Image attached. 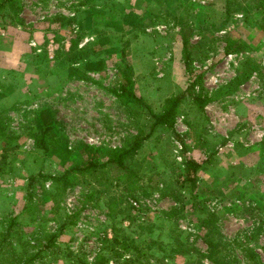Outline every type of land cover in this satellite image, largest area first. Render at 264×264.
Listing matches in <instances>:
<instances>
[{
    "label": "rangeland",
    "instance_id": "1",
    "mask_svg": "<svg viewBox=\"0 0 264 264\" xmlns=\"http://www.w3.org/2000/svg\"><path fill=\"white\" fill-rule=\"evenodd\" d=\"M259 2L4 5L0 145L16 148L0 175V232L6 217L18 216L22 239L10 256L13 264H126L137 254L121 246L122 235L146 248L139 262L128 264H217L219 255L231 264H264ZM120 13L132 17L128 21ZM60 16L72 20L61 25ZM73 42L77 48L95 45L90 52L97 59L72 58ZM71 67L87 78L71 74ZM124 86L141 104L115 94ZM196 95L209 100L196 101ZM174 96L182 100L172 126L153 125L152 115ZM140 133L148 136L134 153L133 171L108 162L97 172L104 177L99 182L64 186L53 179L89 156L76 149L80 143L93 147L102 163L110 150L128 146ZM188 159L205 165L191 192ZM114 236L118 244L111 250Z\"/></svg>",
    "mask_w": 264,
    "mask_h": 264
},
{
    "label": "trees",
    "instance_id": "2",
    "mask_svg": "<svg viewBox=\"0 0 264 264\" xmlns=\"http://www.w3.org/2000/svg\"><path fill=\"white\" fill-rule=\"evenodd\" d=\"M11 0H0V12L3 10L4 5ZM260 5L264 3V0H260ZM230 10H226V15L229 16ZM120 17H122L125 20H130L132 17V13L124 14L120 13ZM60 21L61 25H66L70 23L72 19L65 18L63 16H60L56 18ZM186 43V42H184ZM93 44H87L86 46H83L81 48H77L76 42L71 43V46L69 48V53H72V58H75L77 61H81L86 57V60H88L91 56V58H96V54L90 52V48H92ZM185 46L186 51V57L189 58L191 56V49L190 46ZM95 47V45L93 46ZM114 49V47L112 48ZM122 48L120 47V50ZM93 56V57H92ZM94 59V60H95ZM91 60V59H90ZM72 73L80 78H87L84 73L78 69H75L74 67H71ZM81 71V72H80ZM124 76H127V74H124ZM115 94L118 97H121L123 99L124 96H129L134 101H137V103H140V99L133 95L132 93H128L126 90V87H121L119 90H114ZM194 99L199 102H206L209 99L201 96H195ZM182 98L180 96H174L169 98L166 101V105L164 109L158 113H154L152 115L153 117V125L156 124H167L168 126H172L173 123V116L175 114V110L177 109L178 105L180 104ZM140 133L139 136H135L130 144L128 146H125L123 148L119 149H113L109 151V158L106 159L104 162L100 163L97 161L96 153L93 147L88 146L85 143H80L77 148L86 149L89 153V156L87 158H84L82 160L81 156L77 151L72 153L69 151L75 158H79L82 160L81 163H77L71 168L66 169L63 173L56 175L53 179L56 183H62L64 186H68L70 184H75L81 182L82 184H89L91 180H94L95 182H99L101 178L104 179L103 175H101V178H98L97 172L101 169L100 167L108 162H115L119 167L126 170H132V164H133V157L136 149L140 146L141 141L145 139L148 135ZM16 146L7 144V145H0V175L5 173L4 171V163L7 159L8 153L12 150H14ZM75 149V150H76ZM94 151V152H92ZM130 158V162L127 164L126 159ZM82 164V165H81ZM205 168V165L202 163H199L197 161H194L193 159H188L186 162V180L188 181V190L191 192L195 185H196V173L198 170ZM2 231L0 232V264H13L12 263V257L15 256L16 252V246L18 242L22 239V235L20 232V223L18 220V216H11L10 218L5 219L4 224L1 226ZM129 236L122 235L121 236V246H123L125 249H129L131 251H136L137 255H134L131 259H126V264L132 263V262H139V259H136L139 255L141 257L142 252H146V248H144L143 244L136 243L134 244L133 241L130 239L129 243H126ZM26 241V240H25ZM153 241H151V244L153 245ZM25 244H28V241L25 242ZM118 244V241L116 237L114 236L113 239L110 241V249H114V247ZM140 244V245H139ZM211 245V248L213 250V253L216 255L217 250L214 249V246L211 242H209ZM151 248V245H148ZM148 249V248H147ZM146 254V253H145ZM13 255L10 259V256ZM251 260L257 261L255 257V253L251 252L249 255ZM30 259V258H28ZM217 264H231L229 260L225 259V256L219 255L218 257H215ZM11 262V263H10ZM235 261L233 260L232 264ZM98 264H102L99 262Z\"/></svg>",
    "mask_w": 264,
    "mask_h": 264
},
{
    "label": "crops",
    "instance_id": "3",
    "mask_svg": "<svg viewBox=\"0 0 264 264\" xmlns=\"http://www.w3.org/2000/svg\"><path fill=\"white\" fill-rule=\"evenodd\" d=\"M3 32H4V31H2L1 33L4 34Z\"/></svg>",
    "mask_w": 264,
    "mask_h": 264
}]
</instances>
